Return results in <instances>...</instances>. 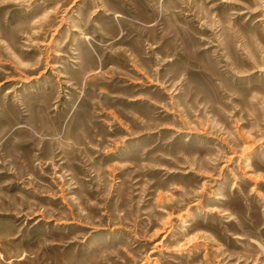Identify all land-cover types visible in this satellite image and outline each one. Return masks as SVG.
Instances as JSON below:
<instances>
[{"label": "rangeland", "instance_id": "374dc122", "mask_svg": "<svg viewBox=\"0 0 264 264\" xmlns=\"http://www.w3.org/2000/svg\"><path fill=\"white\" fill-rule=\"evenodd\" d=\"M0 264H264V0H0Z\"/></svg>", "mask_w": 264, "mask_h": 264}]
</instances>
